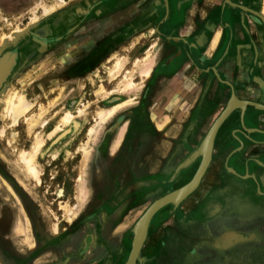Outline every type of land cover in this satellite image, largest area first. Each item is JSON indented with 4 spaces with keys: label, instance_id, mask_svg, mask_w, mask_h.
I'll list each match as a JSON object with an SVG mask.
<instances>
[{
    "label": "rangeland",
    "instance_id": "374dc122",
    "mask_svg": "<svg viewBox=\"0 0 264 264\" xmlns=\"http://www.w3.org/2000/svg\"><path fill=\"white\" fill-rule=\"evenodd\" d=\"M145 1L0 0V66L11 63L0 81V264H126L142 216L197 174L203 161L194 156L198 135L184 137L195 125L173 123L158 132L144 106L155 72L144 77L140 71L147 64L152 69L157 56L160 74L168 57L163 44L151 43L153 30L137 27L167 0ZM238 5L264 26V0ZM82 40L92 49L74 58ZM117 57L128 62L133 78L127 94L109 82ZM13 91L33 103L32 117L44 118L33 136L21 129L9 145L12 129L2 107ZM121 104L112 115L98 116ZM67 111L73 123L64 129ZM55 127L66 131L40 151L36 182L16 150H29L27 137L45 139ZM198 195L196 188L154 215L135 264H264L263 226L250 227L243 242L237 232L219 237L212 212L198 213ZM229 235L241 239L222 246Z\"/></svg>",
    "mask_w": 264,
    "mask_h": 264
},
{
    "label": "flooded vegetation",
    "instance_id": "af4514ba",
    "mask_svg": "<svg viewBox=\"0 0 264 264\" xmlns=\"http://www.w3.org/2000/svg\"><path fill=\"white\" fill-rule=\"evenodd\" d=\"M183 1L167 0L164 8L156 7L151 11L148 21L137 25L141 29L153 30L155 37H151V43H156L155 47H158V43L163 44L162 48L167 49L165 67H170V72L183 67L197 72L198 79L195 83L205 85L210 82L216 85L222 101L225 96L228 99L237 96L249 110L264 108V26L249 12H242L238 4L244 0ZM195 1L197 4H194ZM185 25L192 28L188 35L182 36L179 32L184 31ZM217 29L221 30L220 37L213 38ZM79 44L74 47V58L88 55L92 49L85 40ZM200 106L196 103L187 116L191 124L199 119ZM238 108L241 111V107ZM238 121L240 130L233 131L231 137L236 146L228 156L220 158L215 155L213 142L211 162L197 186L198 213L201 215L205 209L203 204L208 199L223 201L218 206L220 212L223 211L225 203L233 200H244L248 197L264 200V166L260 163L264 158V131L255 129L256 132L251 133L243 128L240 115ZM194 132L195 130L186 133V141L191 135H195ZM205 138L199 141L198 147ZM248 149L253 150L252 155L248 154ZM254 155L256 156L253 157ZM209 179L211 182L207 184ZM224 188H230L233 195L223 197ZM208 189L212 194L207 195ZM236 214L237 209L231 212V216L226 213L225 217L216 221L214 225L220 232L219 237L226 232H237L245 237L249 235L251 226L247 219Z\"/></svg>",
    "mask_w": 264,
    "mask_h": 264
},
{
    "label": "crops",
    "instance_id": "0c3cea01",
    "mask_svg": "<svg viewBox=\"0 0 264 264\" xmlns=\"http://www.w3.org/2000/svg\"><path fill=\"white\" fill-rule=\"evenodd\" d=\"M191 28L190 25H185L183 28L184 31L180 30V35H188ZM154 45L156 46V43ZM167 52L165 48L164 53L167 54ZM159 60L156 56L151 64V70H154L155 74H151L153 72L151 71V75H149L152 77L147 88L150 95L148 100L144 102V106L146 105L145 103H148L149 106L150 124L156 125L158 132L163 131L166 126L173 123L177 125L191 124L187 116L195 108L196 103H199V106L201 105V112L199 119L192 123V126L195 125L197 127L194 126L195 128L193 127L191 129L192 131L195 130L194 133L198 135L197 138L199 141L205 138L213 124L222 116L227 107L229 106L231 108L228 117L219 128L214 141L213 152L215 155L220 156V158H223L222 156H228L233 147L236 146L235 141L231 140V137L233 131L240 130L239 115L241 116V124L244 129L249 130L251 133L255 129L264 131V111L256 109L249 110L248 107L242 105L244 104L243 101L237 96H232L229 99L225 96V99L222 101V96L217 86L210 84V82L205 85L204 83H202L203 85L200 83L196 84L195 82L198 79L197 72L190 70L188 67L176 69L175 71L171 70V72L170 67H168L160 70V74H158L156 71ZM139 91L141 89L137 90V92ZM238 107H241V111ZM237 136L241 137L239 134ZM248 151L249 155L253 154L252 149H248ZM257 157L259 158L260 155ZM263 159L260 163L264 166ZM255 174L258 176V173ZM210 182L211 180L209 179L206 183L209 184ZM224 190L225 196L223 197L233 195L230 188H224ZM222 203L223 201L219 202L216 198L206 200L203 204L205 208L203 209V213L208 211L212 212L214 217L213 221L216 223V221L225 217L224 215L226 213L228 216H231V212L237 209L238 214L236 215L246 218L252 229L257 224L262 225L264 229V200L252 197L245 198L244 200H233L232 202L225 203L223 211L220 212V207L218 206Z\"/></svg>",
    "mask_w": 264,
    "mask_h": 264
},
{
    "label": "bare ground",
    "instance_id": "6f19581e",
    "mask_svg": "<svg viewBox=\"0 0 264 264\" xmlns=\"http://www.w3.org/2000/svg\"><path fill=\"white\" fill-rule=\"evenodd\" d=\"M260 17L263 19V20L262 19L261 20L264 23V12L262 13V15L259 16V18ZM1 57H3V56H1ZM122 60L123 59H121L119 57L115 58V60H113L114 64L112 65L111 68L108 69V73L107 74L109 76L110 84L115 81V84H117V86H119L118 89L115 88L113 91H117L118 93L121 92V94H127L129 92V90L134 86V83H133V78L131 77L130 68H129V70L127 69V63L128 62L126 63V62H123ZM10 66H11V63H7V64L5 63L4 66H0V81L4 77V75L6 76L8 74ZM12 71H13V69H11V71H10L9 75L7 76V78L11 75ZM150 71H151V67L147 64L144 67V69H142L140 72H141V75L146 77V76H148L150 74ZM140 72H138V73H140ZM7 78H6V80H7ZM118 78L121 79V80H119V82H117ZM119 83H121V84H119ZM121 85H122V87H120ZM100 90L102 91L103 88L100 87ZM249 104H252V103H249ZM122 105L124 106L125 104L118 105L117 107L115 106V108H112V109L109 110V113H99L98 116L101 119H103V118L107 117L109 114L112 115ZM33 109H34L33 103L29 102L25 98V94H19L17 91H13L12 93H8L6 95V97L4 98V101H3L2 112H3L4 119L6 120V122H9V124L7 125L8 128L12 129L10 131V135H9L10 138H11V140L8 143L9 145H12V143H14V142L15 143L18 142V134H19V130H21V129L25 130V128H26V130L29 133V135L33 136L32 134H34L36 127L40 124V122H42V120L44 118V114H41V116H39V117H32L31 113H32ZM78 111L80 112V110H78ZM72 119H73V115H72L71 112L67 111L65 114L63 113V116L61 117V122L64 125V126L63 125L62 126L65 127L64 129H68L71 126V124L73 123ZM74 123L79 126L78 128H80V125L78 123H76V122H74ZM219 126L220 125L218 123H216V122L212 126V128H214V135H215L216 131L218 130ZM64 129L61 130V128H56L55 130H53V132L50 135L48 134L47 137H45V139L42 138L41 136H36V137L34 136L33 140H31V139H29V137H27L29 142H30L29 150H22V149L16 150L15 154H16V157H17L19 163L25 168V172L30 177H32L36 182H39V170H38V166H37L36 160H37L38 157L40 159V155H39L40 151H42V149L44 147H46V144H48V143L49 144L50 143L54 144V142L57 141V139L59 137H61L62 132L64 131ZM65 131H64V133H65ZM93 131L94 130L91 128L89 130V133L93 134ZM122 134H123V132H120L117 141H120L122 139L121 138ZM211 139L212 138L210 137L209 140H211ZM209 140H208V144H207V148L208 149L210 148L209 147L210 145H211V148L213 147V142H214L212 140V143H211V141H209ZM47 141H48V143H47ZM118 143L119 142H116V144H118ZM210 162H211L210 158L207 159L206 163L204 164V168L203 169H207L209 164H210ZM205 171L202 172V174L200 173L198 175V177L196 178V182L193 185L194 188H196L197 185H199L201 177H203ZM185 191H186V189L181 191V192L180 191L176 192V193L173 194V196H170L169 198H171V199H180V198H182V196H185V193H186ZM59 194L60 193H59V190H58V194H56L57 197L61 195V194L60 195ZM169 198H168V200H169ZM161 205L162 204H159L158 206H161ZM60 207H62V206H60ZM25 217H26V215H25ZM235 237L236 236H234V235H231V236L229 235L223 241L221 240L222 241L221 242L222 246H227L229 244L231 245V243H234L235 241L241 239V238H235Z\"/></svg>",
    "mask_w": 264,
    "mask_h": 264
},
{
    "label": "water",
    "instance_id": "95a60500",
    "mask_svg": "<svg viewBox=\"0 0 264 264\" xmlns=\"http://www.w3.org/2000/svg\"><path fill=\"white\" fill-rule=\"evenodd\" d=\"M260 110H264V108H261L259 107ZM230 107L228 106L227 109L224 111V113L222 114V116L217 120L216 123H218L220 126L222 125V123L224 122V120L228 117L229 113H230ZM76 123L79 124L78 121H74ZM80 125V124H79ZM219 126V128H220ZM218 128V129H219ZM80 129V128H79ZM79 131V130H78ZM77 131V132H78ZM218 131V130H217ZM216 131V133H217ZM213 132V133H212ZM216 133L214 135V128L211 129V131L208 133V135L206 136L205 140L203 141L202 145L200 146L199 150L195 153L194 156L196 155H201L203 156V161L198 169V172L197 174L195 175L194 179L187 185L185 186L184 188H182L181 190H179L180 192L185 190L186 189V193H185V196H182V198L180 199H171L169 198L170 196H173L174 193L176 192H179V191H176V192H173L172 194H169L167 196L164 197V199H160L157 201V203L155 202L152 206H150V208L146 211V213L142 216V218L139 220V222L137 223V225L135 226V229H134V233H135V239H134V242H133V245H132V251L130 253V256H129V259L127 261L126 264H135L136 263V260L139 258V255H140V252H141V249H142V246L144 244V241H145V238H146V235H147V229H148V226L150 224V221L152 220V218L154 217V215L159 212L162 208H164L165 206L169 205V204H178L180 202H182L184 199H186L190 194H192L195 189L197 188H194L193 185L194 183L196 182V178L198 177V175L202 172H204L205 170L207 169H203L204 168V164L206 163L207 159L210 158V161H211V156H212V148H211V145L209 146L210 148L208 149L207 148V144H208V140L209 138L211 137L212 139L209 140L211 141L212 143V140L214 141V138L216 136ZM213 135V136H212ZM68 138V137H67ZM66 138V139H67ZM211 149V150H210ZM200 153V154H199ZM47 156V155H46ZM193 156V157H194ZM204 170V171H203ZM202 178V177H201ZM198 182V181H197ZM198 186V185H197ZM194 188V189H193ZM169 198V200H168ZM168 200V201H167ZM159 204H162L161 206H158ZM144 217V218H143ZM143 219V220H142ZM246 240V237L244 238L243 241Z\"/></svg>",
    "mask_w": 264,
    "mask_h": 264
}]
</instances>
